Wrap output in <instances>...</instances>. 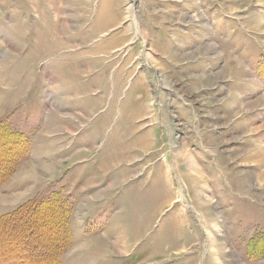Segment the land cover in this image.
<instances>
[{"label":"rangeland","instance_id":"1","mask_svg":"<svg viewBox=\"0 0 264 264\" xmlns=\"http://www.w3.org/2000/svg\"><path fill=\"white\" fill-rule=\"evenodd\" d=\"M163 31L187 39L166 43ZM229 57L235 67L225 68ZM157 67L153 103L168 85L195 118L166 96L165 121H145L162 136L152 146L142 139L141 81ZM223 102L233 107L227 114ZM12 134L25 138L19 156ZM172 147L219 166L229 184L180 177ZM6 149L15 165L0 188V216L51 196L67 213L60 220L51 208L46 225L0 227V253L43 264L60 235L56 264H264V0H0V169ZM167 164L180 172L160 177ZM100 165L111 188L96 184ZM10 182L29 184L6 190Z\"/></svg>","mask_w":264,"mask_h":264},{"label":"crops","instance_id":"2","mask_svg":"<svg viewBox=\"0 0 264 264\" xmlns=\"http://www.w3.org/2000/svg\"><path fill=\"white\" fill-rule=\"evenodd\" d=\"M173 3H175V2H173ZM179 30V29H178ZM164 33V34H163ZM163 33H162V35H163V38H166V43L167 42H169V40L170 39H173V40H175V42L178 40V42H179V44L181 45V38H186L187 39V36H185V35H183V36H181L180 34H179V31H178V33L175 35V34H172V35H170V34H165V31H163ZM161 38L162 36H161V34H158V38ZM168 38H170L169 40H168ZM176 38H180V39H176ZM196 39H199V38H195V40L194 41H196ZM213 39H215V38H213ZM241 38H236V40H240ZM229 40H231V38H229ZM217 41H219L220 43H225L224 42V40H217ZM183 42V41H182ZM230 47H232L231 46V44L229 45ZM181 47V46H180ZM179 46H177V47H173V51H175V52H177V53H180L181 52V50L182 49H179L180 48ZM220 48H222L221 46H219ZM163 48H166V49H169L170 50V48L169 47H163ZM215 49H216V47H215ZM206 56V55H205ZM203 57L204 59V61L206 60L205 58L206 57ZM234 57H229L228 59L226 58V59H224L223 60V62L225 61V60H227L226 62H225V68L226 67H228V68H232V67H230L229 66V64L231 65V59H233ZM236 60V59H235ZM151 61V60H150ZM176 60H174L173 59V62H174V64L172 63V65H173V67H174V65H176L175 67H178V62L176 61ZM186 62H184L183 64H184V68L185 69H187V70H189L190 69V72L194 75L195 73H197L196 72V62L195 61H191V60H185ZM230 62V63H229ZM151 63L152 64H154L152 61H151ZM155 65V64H154ZM154 65H153V67H154ZM245 67V69L247 70L248 68L246 67V66H244ZM173 69V68H172ZM154 72H155V74H156V77L154 78V77H150V76H148L149 75V73L144 77V79H142V81H141V85H142V87L144 88V89H146V92H147V95H148V98L146 99V101L144 102V104H145V108H144V110H142L141 111V115H140V117H139V119L141 120V127H143L144 129H145V133L143 134V138L142 139H148V140H144L145 142H148V141H152V146H157V141L155 140V138H160V137H162L161 136V134H160V129L157 127V129H154V128H152L153 126L152 125H148L145 121L146 120H148V121H158V122H160V123H162V122H164L165 120H164V114H166L167 115V111L164 109V104L167 102L168 103V101L170 100V99H168V97L167 98H165L166 96H170L171 94H172V99H175L174 100V102H172V100H171V103H168V106H174V107H176V109H177V111L181 114V113H183L184 114V116H186L187 118H188V120L190 121L192 118H195V116L194 117H192V115L194 114V110H193V108H195L193 105H192V103L191 102H188L189 103V107L191 108V109H187L186 108V105H184L185 104V102H187V101H184L183 100V98H184V96L183 95H180V93H178V92H175V90H174V88H172V92L171 91H169V92H167L166 90H164V89H168L169 87H164V89H163V87H162V96H163V98L162 99H159V98H157V102H155V103H153V100H154V95H156V97H157V95H158V92H159V89H161V78H160V74H159V71H158V67H157V69L155 70L154 69ZM245 72H250V70L248 69L247 71H245ZM169 73V72H168ZM200 74H202V73H200ZM167 80V79H166ZM153 81H154V84H153ZM243 83H240V84H238L237 86H236V88H238L239 87V85H242ZM230 85L232 86V80H230ZM233 87V86H232ZM232 87L231 88H226V90H228V89H231L232 90ZM148 88V89H147ZM233 89H235L234 87H233ZM169 95H168V94ZM168 100V101H167ZM189 101V100H188ZM170 102V101H169ZM162 103V104H161ZM156 104V105H155ZM155 107H156V109H155ZM219 108H220V110H221V112L220 113H224V114H227V113H229V110H232V105L231 104H228V102L227 103H225V102H223L222 104H220V106H219ZM182 109H184V110H182ZM187 109V110H186ZM211 109H212V107H206V109H205V114H206V116H208V114H207V111L208 112H210L211 111ZM167 118V117H166ZM255 115H254V113L252 114L251 113V115H249L248 116V121H250L251 123H255ZM253 119V120H252ZM153 123V122H152ZM239 123V126H241V121L240 122H238ZM164 129V128H163ZM156 135H158V137H156ZM126 138V137H125ZM165 143L166 142H164V144L161 142V143H159V147H161V148H163V147H165V150H166V145H165ZM148 148H146V149H144V150H142V151H144L145 153H146V150H147ZM169 152H170V149H169ZM204 152H206V151H201L199 154H203L204 156H205V154H204ZM172 154V153H171ZM163 156H165V155H163ZM164 160H165V158H163ZM163 159H162V161H163ZM194 160V159H193ZM203 160H200V161H198V160H194V162H196V164L198 165V168L200 169L199 171L201 172L202 171V176H203V178H205L206 179V184H208V186L209 185H211V187L213 188V187H215V186H217L218 188H220V189H223L222 187L224 186V185H228L229 184V182L227 181V178L225 177V175L220 171V169L218 168V167H216V168H214L213 166L212 167H210V166H206V165H208V164H200L199 165V162H202ZM168 165V164H167ZM202 165V166H201ZM169 166V165H168ZM178 165H175L174 166V168L172 169V171H171V169H170V166L169 167H166V165H162L161 167L159 166L158 167V170H160V168H161V170H162V173H161V176L160 177H166L167 175H169L171 172L172 173H174V172H176V171H179V167H177ZM203 167V168H202ZM100 172H97V174H96V178H98V181L96 182V184H102L106 189H108V188H111L112 186H113V183H114V180L112 181V182H110V180L108 179V180H106V178L104 177V181L102 180V178H103V176L105 175V173H106V170H104V169H102V167H101V165H100ZM164 171H167V173L168 174H165L164 173ZM180 171H182V173L180 172ZM179 172V175H180V177H182V176H184V177H186V179H188V180H190V175L188 176V174H187V172H186V170L185 169H181ZM81 172H84V169H82L81 170ZM215 172V174H213ZM205 173H207V176L208 177H205L204 176V174ZM187 174V175H186ZM170 176V175H169ZM84 177V174H82V176H81V178H83ZM238 178V177H237ZM236 178V179H237ZM181 178H179V181H181L180 180ZM238 183V186H239V182H237ZM248 183V182H247ZM28 182L27 183H21V184H19V185H16V186H13V183L12 182H10L9 184H7L6 186H5V188H6V190L7 189H9V188H13L14 187V189L13 190H24V188H26L27 186H28ZM95 184V185H96ZM247 186H249V187H251V185L248 183L247 184ZM240 187H245V182L242 180L241 182H240ZM4 188V187H3ZM209 188V187H208ZM31 191V193L29 194V191H26V193H28V195L29 196H31L32 195V190H30ZM210 191H211V189H210ZM212 192V191H211ZM215 194H218V195H216V197H217V199H218V201H219V198L220 197H222V198H224V196L222 195V193H220L219 192V189H217V191L215 192ZM28 196V197H29ZM19 204V203H18ZM192 207V206H191ZM193 207H195V206H193ZM197 209L199 208V206L198 207H196ZM194 210V209H193ZM194 212H195V210H194Z\"/></svg>","mask_w":264,"mask_h":264},{"label":"trees","instance_id":"3","mask_svg":"<svg viewBox=\"0 0 264 264\" xmlns=\"http://www.w3.org/2000/svg\"><path fill=\"white\" fill-rule=\"evenodd\" d=\"M6 138L7 140L9 139L8 137ZM10 138L14 141L13 146L15 148V149L14 148L12 149L11 153H14L15 155L19 156L20 153L22 154L23 146L25 143V138L22 135L20 136L16 134L10 135ZM1 151H2V161H4L3 159H6V157L8 156L6 153L9 150L6 149V150H1ZM0 160H1V157H0ZM7 160H9L7 168L3 169L2 167V169H0V188L2 187L4 182L7 180L6 177H8L9 174H12L14 171L15 160L13 156L10 155V158L8 159L7 157ZM51 208L55 212L58 211L61 214V218L59 217L60 220H62L64 215H66L67 213V211H64V206L62 202L60 201L58 202L56 196L55 197L51 196L50 198H48V200H45V201H42V200L38 201L37 198L36 199L33 198V199L27 200L26 202L22 203L21 205L16 207L14 210L1 215L0 216V227L7 226L10 228H14L17 225L27 224V225L34 226L35 224H41V223L43 225H46V223L50 219L51 214H49V212H51ZM53 208H56V209H53ZM42 214H45V215L42 216ZM36 219H38V221H35ZM66 227L64 228L66 229ZM58 233L59 231H57L56 234ZM41 239L45 241L44 236H42ZM61 241H65V238L59 235L58 238H56V240L54 239L52 241V244L54 242V245H55L53 251L50 254L47 253V251L42 252L41 255L44 257L43 264H56L52 256L54 255V250H56L57 248L59 249L61 253L62 249L64 248V246L61 245L60 243ZM57 243L59 245L58 247L56 245ZM34 260L35 258L32 261L31 260L29 261L28 259L24 257L15 255L11 251H3L0 253V263L2 264H8V263L9 264H34Z\"/></svg>","mask_w":264,"mask_h":264},{"label":"bare ground","instance_id":"4","mask_svg":"<svg viewBox=\"0 0 264 264\" xmlns=\"http://www.w3.org/2000/svg\"><path fill=\"white\" fill-rule=\"evenodd\" d=\"M103 3H104V1H102ZM105 4V3H104ZM197 15V17L198 16H200V17H202L200 14H196ZM195 15V16H196ZM63 26V28H65L66 29V25H62ZM143 36H144V34H143ZM143 39H145V38H143ZM210 48V47H209ZM204 49V48H203ZM211 49H212V46H211ZM208 51V50H207ZM149 56V55H148ZM146 60H147V58H146ZM149 60H151L150 59V57H149ZM233 64V65H232ZM232 67H235L234 66V62H232ZM161 75V74H160ZM164 79V78H163ZM168 85H165V87H167ZM173 126V127H172ZM170 125L169 124V130H168V134L170 133L171 134V130H173V128L176 126V124H173V125ZM172 127V128H171ZM168 129V128H167ZM169 134V136L171 137V135ZM173 137V136H172ZM172 137L170 138L171 140H170V144L172 143ZM177 138V137H176ZM176 143V142H175ZM149 144V143H148ZM171 146H172V144H171ZM171 155H172V159H180V162H181V164H183V166H184V168H185V170H186V172H187V174L188 175H191V176H194L196 179H198L200 182L202 181L201 179L203 178V176H202V174H201V172L199 171L200 169L197 167V165L195 164V162L193 161V159H192V157L190 156V154L183 148V149H181V150H176V151H174V148L172 147V149H171ZM165 162H166V160H165ZM30 173V172H29ZM28 175H31V173L30 174H28ZM33 175V174H32ZM166 177H168V179H169V175H167ZM204 181V180H203ZM203 190V189H202ZM174 195V194H173ZM13 202H15V201H13ZM202 216V215H201ZM203 218V217H202ZM210 238V241H211V243L213 244V242H215L214 241V238H212V237H209ZM218 242V241H217ZM209 243V242H208ZM221 245H223V244H221ZM216 261H218V259L216 258Z\"/></svg>","mask_w":264,"mask_h":264}]
</instances>
